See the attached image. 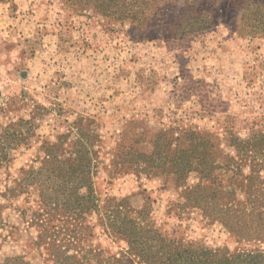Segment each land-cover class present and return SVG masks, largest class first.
<instances>
[{
    "label": "rangeland",
    "instance_id": "obj_1",
    "mask_svg": "<svg viewBox=\"0 0 264 264\" xmlns=\"http://www.w3.org/2000/svg\"><path fill=\"white\" fill-rule=\"evenodd\" d=\"M21 1L29 0H0L3 28L46 5L62 34L108 64L117 87L96 96L100 87L79 86L75 99L59 79L48 95L26 91L19 53L3 46L18 72L0 70V260L52 264L54 236L80 254L146 264L117 233L126 218L182 248L264 251L238 241L190 193L219 188L239 208L250 186L264 187V0H123L134 4L127 14L114 3L105 10L108 0ZM51 153L90 159L94 199L79 219L47 212L39 186L21 189L25 172Z\"/></svg>",
    "mask_w": 264,
    "mask_h": 264
},
{
    "label": "trees",
    "instance_id": "obj_2",
    "mask_svg": "<svg viewBox=\"0 0 264 264\" xmlns=\"http://www.w3.org/2000/svg\"><path fill=\"white\" fill-rule=\"evenodd\" d=\"M108 1L110 3L105 10L115 7L112 3L120 5V9L125 11V8H132L134 5L132 3L127 5L123 0ZM207 1L212 3L229 0ZM6 157H0V162L5 161ZM89 163L88 157L76 156L62 159L51 153L49 158L42 163L41 168L25 172L19 184L22 191L29 186H39L42 203L47 212L57 210L63 217L79 219L90 209L94 199ZM84 190L87 193H83ZM8 193L7 190L3 197L6 198ZM190 193L194 194L200 207L209 213L208 216L220 219L234 233L238 241H255L264 244V187L262 185L250 186L245 192L246 201L238 202L239 208L232 205L231 194L219 188L199 187ZM145 232L147 228L129 218L121 223L117 231L119 235L127 239L130 254L146 264H264V251L262 250L231 253L228 250H212L203 247L182 248L165 234L151 236L141 234ZM49 238L45 236L43 240L47 241ZM53 238L54 236L50 238V242H46L51 250L49 258L52 264H89L90 259L96 264H133L127 256L123 258H106L101 254L90 256L91 251L80 254L73 240L62 239L61 244H57ZM0 264L32 263L25 256L18 255L0 260Z\"/></svg>",
    "mask_w": 264,
    "mask_h": 264
},
{
    "label": "crops",
    "instance_id": "obj_3",
    "mask_svg": "<svg viewBox=\"0 0 264 264\" xmlns=\"http://www.w3.org/2000/svg\"><path fill=\"white\" fill-rule=\"evenodd\" d=\"M21 2L24 7H30L31 0ZM36 5L34 6L37 7ZM43 7L45 10L48 9L46 5ZM44 9H40V13H38L39 9L34 11L36 16L31 13L30 16L21 18L22 25L18 26L19 23L14 22L15 24L12 25L9 32L7 30L10 27L3 28L5 27L2 26L4 21L2 23L0 17V70L5 68L6 70H4L8 74L18 72L13 69L12 60L5 58L6 53L12 49L19 53L18 65L20 64L21 67L19 75L26 85V91L33 90V87L37 86L39 88L37 93L40 96L48 95L46 87L51 84L56 85L59 79L61 80L60 84H64L63 95L68 94L75 99L83 98L79 94L81 93V90L78 89L79 86L83 88L89 87V85L100 87L101 90L95 92L96 96H102L105 89L110 87L115 89L117 86H111L110 78L107 75V72L110 71L108 64H95L94 58L91 56L92 53L89 51L90 47L88 49L84 47L85 50H82L83 45L72 36V32L69 35L62 34L58 30L59 23L55 24L59 15L54 12L49 14L47 12L49 10L43 12ZM43 17H46V20ZM2 29L5 30V33ZM19 42L21 43L19 44ZM3 46H6V53L2 50ZM79 50L82 51L79 53L77 52ZM117 72L118 77L123 76L122 69ZM9 76H15V74ZM98 79L101 83L99 85L96 83ZM94 80L96 82L92 84Z\"/></svg>",
    "mask_w": 264,
    "mask_h": 264
}]
</instances>
